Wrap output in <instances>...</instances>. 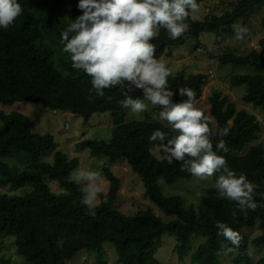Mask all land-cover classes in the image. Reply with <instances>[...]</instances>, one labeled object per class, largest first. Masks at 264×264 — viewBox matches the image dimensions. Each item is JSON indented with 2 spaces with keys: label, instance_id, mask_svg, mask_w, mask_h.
Here are the masks:
<instances>
[{
  "label": "trees",
  "instance_id": "trees-1",
  "mask_svg": "<svg viewBox=\"0 0 264 264\" xmlns=\"http://www.w3.org/2000/svg\"><path fill=\"white\" fill-rule=\"evenodd\" d=\"M17 2L22 13L7 29L0 28V101L39 102L54 110L80 114L86 119L94 113L110 112L115 125L110 139L85 138L78 145L89 148L93 155L107 156L111 162L125 158L141 177L148 196L175 218L164 222L150 208L132 214L117 209L114 204L120 179L109 165L102 167L109 181L108 202H102V194L94 214H90L87 206L80 203L82 186L67 180L78 164V158H68L57 150L52 163L42 161L41 153L56 146L53 135L31 132V119L23 112H0V182L26 187L22 194L0 192V235L13 237L17 252L24 256V261L15 264H68V260L81 249L95 252L98 264H103L106 241L114 245L119 264H159L154 253L165 233L176 238L175 250L179 257L191 250L193 234L205 235L206 239L191 253V259L197 264H218L224 253L223 244L227 249L233 245L217 235L216 221L226 223L243 237L233 264H249V243L264 246V150L260 144L245 147L258 138L262 120L245 108H237L235 102L228 101L218 88L211 91L207 103L213 150L221 139L225 140L229 151L217 154L225 157L229 169L237 177L244 175L257 186L254 200L260 207L255 211L237 210L233 217L235 203L220 198L215 187L210 186L197 206L186 208L178 195L165 196L157 183L158 177L173 183L192 176L181 171L179 162L169 164L152 150L160 142L150 141L151 134L160 130L170 139L175 135L170 126L150 111L145 112L143 119L125 122L124 112L128 109L119 103L126 98L124 91L117 86L105 89L103 97L96 95L94 90L90 91L91 77L72 67L70 54L57 57L55 49L48 44L50 38H41L47 27L50 37L61 41V32L65 29H59L55 23L70 22L81 15L77 8L79 0ZM229 6L230 9L222 14H213L209 10L202 19H193L190 15L186 21L188 30L177 39H171L166 30L160 29L159 35L150 41L155 45V58L160 57L167 46L179 45L186 36L198 37L202 32L215 33V42L223 45L233 32L235 22L257 13L264 7V0H230ZM258 44L259 49L244 47L240 52L230 47L216 53L212 51L211 56L219 58L222 64L255 68V73L231 75L230 84L245 85L242 101L251 103L264 114V38ZM205 81L201 72L188 74L178 70L168 78V88L177 93L174 102L187 99L179 96V88L193 89L197 101ZM127 95L142 99L140 90L129 91ZM196 107L201 109L197 103ZM225 127L230 129L229 134L220 136V129ZM21 152L30 159L29 168L14 174L5 157ZM219 174L214 176L218 178ZM45 175L56 179L66 192L60 195L51 191ZM244 227H258L261 234L250 239ZM4 261L0 254V264ZM255 264H264V254Z\"/></svg>",
  "mask_w": 264,
  "mask_h": 264
},
{
  "label": "clouds",
  "instance_id": "clouds-1",
  "mask_svg": "<svg viewBox=\"0 0 264 264\" xmlns=\"http://www.w3.org/2000/svg\"><path fill=\"white\" fill-rule=\"evenodd\" d=\"M77 8L82 14L61 32L60 43L63 52L70 54L72 67L91 77L90 91L103 97L105 89L119 86L126 97L120 105L136 115L147 110L145 101L158 107L159 119L166 121L175 133L167 139L165 132L156 130L149 137L152 142H160L156 148L163 159L169 164L179 162L181 171L200 180L221 173L214 187L220 198L235 203L233 217L237 210L255 211L260 207L254 200L257 186L244 175L237 177L225 157L217 154L229 151L225 140L221 139L213 150L211 121L196 107L195 91L179 88V96L187 99L174 102L177 93L168 88L172 70L155 58V45L150 42L159 35L160 29L166 30L171 39L181 37L189 28L186 21L190 13L200 11L196 0H79ZM21 13L17 0H0V28L7 29ZM234 31L235 39L243 40L248 28L234 25ZM209 51L214 49L210 47ZM133 90H140L142 99L127 95ZM229 131L225 127L220 129L219 135L227 136ZM67 180L82 185L80 203L87 206L90 214H94L102 194V202H108L98 171L77 169ZM215 227L217 235L233 245L227 252L239 248L243 237L238 231L220 221H216Z\"/></svg>",
  "mask_w": 264,
  "mask_h": 264
},
{
  "label": "rangeland",
  "instance_id": "rangeland-1",
  "mask_svg": "<svg viewBox=\"0 0 264 264\" xmlns=\"http://www.w3.org/2000/svg\"><path fill=\"white\" fill-rule=\"evenodd\" d=\"M229 2L230 0L198 1L197 3L200 5V11L197 13H190V15L193 19H202L204 15L207 14L206 8L213 14H222L230 9ZM68 24L69 22L65 21H59L57 24L55 23L56 27L59 29H66ZM234 25L246 26L248 28V33L243 40L235 39V31L233 29V32L226 37L223 45H219L215 42V33L202 32L198 37L186 36L184 42L179 45L167 46L163 54L157 59L165 62L166 66L172 70V73L181 70L188 74L201 72L205 75L206 81L203 84L202 94L197 100V105L209 118H211V115L209 113L207 98L214 88L221 90L222 95H225L228 101H234L237 108H245L248 112L256 114L259 120H262V127L258 138L250 142L245 149L251 145L260 144L264 150V114L251 103L242 101L241 97L245 93V85L233 86L230 84L231 75L255 73V68L249 65L233 66L230 64H222L219 58L211 56L212 53L230 47L238 51L241 50L240 52L243 51L244 47L259 49L258 41L264 38V7L257 11V13L250 14L247 18L237 20ZM46 37L50 38L48 44L55 49L56 56L61 58L64 54L63 45L60 43L59 38L50 37V30L47 27L43 29L41 38L45 40ZM210 47L214 49L213 52L211 51L212 53L209 51ZM145 103L148 104L146 111H150L154 117L159 119V108L152 106L150 102L145 101ZM12 111L23 112L30 117L31 132L36 134L48 132L53 135L56 146L41 153L40 159L42 161L52 163L54 153L57 150L65 153L68 158L77 157L78 164L72 170V174L77 169L98 171L103 178V187L106 191L109 189V181L105 177L102 167L103 165H109L114 174L120 179L118 197L114 204L117 209H120L124 213L132 214L137 210L150 208L164 222H168L175 218L174 214L164 212L148 196L141 177L131 168L125 158L121 157L111 162L107 156L93 155L90 153L89 148L78 145V143L85 138L110 139L112 130L115 126L113 116L110 112L94 113L86 119L80 114L68 110H54L47 106H43L39 102L18 100L5 103L0 101V112L10 113ZM145 112L136 115L131 113L128 109L124 112L123 120L128 122L131 120L143 119ZM1 122L0 118V124ZM162 122L167 124L166 121ZM245 149L241 150V153H243ZM152 150L156 156L162 157V153L157 151L156 146H154ZM5 160L14 174L29 168L30 164V159L25 152L11 157H5ZM216 179L217 178L213 176L207 180H200L195 176H191L188 179H177L173 183H168L162 177H158L157 183L165 196L178 195L183 200L184 207L188 208L191 205H198L206 188L214 186ZM45 181L51 191L60 195L66 192L65 188L56 179L45 175ZM25 190L26 187L23 186L18 187L11 183L0 182V192L22 194ZM244 231L249 235L250 239L261 234L258 227H244ZM205 239L206 236L203 234H193L191 236V250L184 257H179L175 250L176 238L172 234L165 233L158 242L154 256L159 264H197L192 261L191 253L197 248L198 244ZM104 246L106 254L103 264H119L117 261L118 254L115 251L114 245L106 241ZM0 247V254L3 255L5 259L3 264H15L24 261V256L17 252L13 237L0 235ZM223 248L224 253L221 255L218 264H233V258L237 255L238 250L227 252L225 244H223ZM249 251L251 255L249 264H255L264 254V246H255L250 242ZM97 261L95 252L81 249L68 260V264H98ZM240 264H245V262Z\"/></svg>",
  "mask_w": 264,
  "mask_h": 264
}]
</instances>
